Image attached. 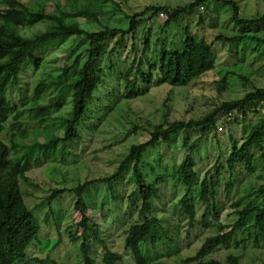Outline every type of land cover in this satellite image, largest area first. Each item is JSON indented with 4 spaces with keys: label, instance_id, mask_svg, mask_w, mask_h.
<instances>
[{
    "label": "rangeland",
    "instance_id": "rangeland-1",
    "mask_svg": "<svg viewBox=\"0 0 264 264\" xmlns=\"http://www.w3.org/2000/svg\"><path fill=\"white\" fill-rule=\"evenodd\" d=\"M31 12L55 15L64 25L77 21L87 31H96L104 26L126 29L129 17L145 7H152L143 17L135 32L124 37L113 57L105 54L100 62L104 69L105 82L99 88L96 99L92 102L90 120L82 128V140L78 143L61 144L44 147L41 151L42 160L32 163L25 172L30 179L26 182L20 179V186L27 206L36 212L43 224L41 243H35L29 252L31 256L41 259L49 258L48 263L35 264H84L80 251V241L73 242L70 234L77 230L76 223L81 214L74 208V198L68 193L48 199L52 192L58 189L75 187L86 180L112 175L120 162L125 158L128 149L133 144H139L149 139V131L158 124L166 125L175 120L188 121L202 119L212 113L224 102L242 98L255 88H264V43L255 41L213 42L215 66L199 78L183 87H172L165 83L152 84L143 95L125 99V82L120 77L132 64L143 60L142 71L150 72V65L159 66L164 51L178 49L187 28L197 39L212 42L218 34L232 37L248 34L264 39V22L256 25L237 24L233 17V9L229 4L208 0L182 15L176 22L165 27L166 15H160L163 7L173 9L185 6L195 0H20ZM238 6V18L255 20L264 15V0H234ZM0 0V10L4 7ZM85 4L90 10L97 12V21L86 20ZM158 9V10H157ZM62 13L75 14L64 16ZM47 22L23 28V33L31 36L44 31ZM119 38V34L109 38L104 43L109 51ZM145 42L147 48H144ZM87 41L81 37H71L59 44L52 45L43 53L45 62L37 68H28L22 74V81L27 85L25 106L31 110L23 112L18 134L15 137L19 144L33 145L34 132L42 128L51 118L70 116L72 111L71 91L66 87L67 78L63 77L58 86L50 88L38 100H31L33 86L43 78L56 79L67 65H71L76 57L84 51ZM111 66V69H108ZM110 71V75H108ZM156 81V72L152 71ZM23 84V83H22ZM117 94L110 99L108 95ZM10 96L15 101L19 95L16 89L10 90ZM59 97L57 104L51 105L47 111L40 107ZM98 97V98H97ZM228 116L221 111L215 116V125L206 131L192 128L174 136L167 146L148 151L141 164L142 170L153 182L157 177L166 175V167L180 164L186 155L184 140L188 144L198 140L193 157L199 179L207 170L215 173L216 162L223 165L219 174L217 187V206L219 209V224L204 228L198 224L191 228L181 206L178 204L184 188L174 184L169 178L158 184L160 199L155 201L157 216L162 218L167 235L176 244L177 252L165 248L160 243L155 253L164 264H196L184 260L193 256L203 241L217 233L219 225H231L236 219L232 204L243 199L254 205H264V193L257 189L264 187V156L261 150H254L256 161L252 171H247L238 165L230 172L225 165L226 156L232 147V140L242 143L249 126L264 117V102L248 110L245 116L232 112ZM0 137L11 145V129ZM39 142L44 137L38 138ZM13 153V152H12ZM163 157L161 162L160 158ZM131 170L125 172L121 179L114 182V196L107 186L94 184L86 192L88 204L87 214L94 223L101 227L100 237L107 240L110 249L121 254V260L116 264H134L124 248V229L129 222L138 218L129 195L135 185L131 180ZM232 183L229 196L226 195V183ZM197 192V191H196ZM112 193V194H111ZM115 197V199H113ZM196 198V197H195ZM197 210L196 220L200 221L204 207L194 200ZM50 214L49 221L44 222ZM57 222L58 226L55 225ZM61 234L62 241L56 246ZM228 230V228H227ZM92 238V236H90ZM93 239V238H92ZM238 242L232 241L227 247H219L209 254V258L224 264L227 256H239L240 264H264V238L259 242L251 239ZM92 257L94 264H101L104 253L101 243L92 240ZM148 248L144 246L143 249ZM150 254L154 252L150 249Z\"/></svg>",
    "mask_w": 264,
    "mask_h": 264
},
{
    "label": "trees",
    "instance_id": "trees-1",
    "mask_svg": "<svg viewBox=\"0 0 264 264\" xmlns=\"http://www.w3.org/2000/svg\"><path fill=\"white\" fill-rule=\"evenodd\" d=\"M206 1L208 0H195L185 6L173 9L164 6L161 11L166 15L164 26L167 27L172 22H176L182 15ZM216 1L232 6L233 17L237 24L251 26L264 22V15L255 20L239 19L238 6L234 0ZM3 4L4 7L0 10V134L7 132L8 123L13 130L11 145L0 137V264L49 263V258L43 260L29 254L35 243H41L44 223L41 222L36 212L27 206L21 190L20 179L26 182L30 181L25 176V172L33 162L36 164L42 160L41 151L44 147L59 144L66 146L82 140V128L90 120L92 102L96 99L99 88L105 82L106 75L100 65L103 56L106 54L108 58L113 57L117 47L122 45L124 37L137 30L140 24L139 17H143L153 8L148 6L140 12L133 13L129 17L126 29L104 26L100 30L87 31L77 21L64 25L58 21L55 15L31 12L20 0H4ZM89 7L85 4L86 20L96 22L98 14L94 11L95 9L90 10ZM62 14L70 17L75 16V14ZM42 22H47L49 25L44 31L36 32L31 36L23 33V28L32 27ZM117 34H119V38L115 45L106 51L104 43ZM71 37H81L87 41L84 51L76 57L71 65H66L56 79H40L33 86L30 97L31 100L41 99L50 88L58 86L61 79L66 77L65 86L71 91V115L49 119L48 123L34 132L35 142L33 145L19 144L15 137L18 134L22 137L27 133L18 129L17 134L15 129L19 128L23 112L31 110V107L25 106L27 85L22 81V74L26 69L37 68L41 62H45L43 53L52 45L59 44ZM249 40L264 43V39L248 34L232 37L218 34L212 42H208L197 39L186 28L181 47L164 51L158 67L150 65V72L144 73L142 71L143 60L140 58L136 65L132 62L127 70L120 74L125 82L124 98L131 99L143 95L152 84L165 83L172 87L186 86L214 68L213 42L239 43ZM144 48H147L146 42ZM108 69L110 70L111 66H108ZM152 71L156 72V81H154L155 77ZM108 75H110V71ZM12 89H16L19 95L15 101L9 93ZM108 98L115 99L117 94L112 92ZM58 102L59 97L56 96L41 106L40 111H47L51 105ZM262 102H264V88H255L242 98L222 103L202 119L175 120L165 126L155 125L149 131V139L129 147L127 155L112 175L86 180L68 189L53 191L48 199L49 202L51 199L68 193L75 200V210L81 214V219L76 223L77 230L75 234L71 233L70 237L73 242L80 241L79 251L84 264H94L92 240L101 243L104 248V253L100 258L101 264H116L121 260V254L110 249L107 240L100 237L101 227L94 223L91 216L87 214L86 192L94 184H103L114 196V182L121 179L128 170H131L130 177L135 185L134 191L129 195V200L132 201L138 218L129 222L124 229L123 241L124 248L134 264H164L155 255L160 243L165 244L168 252L170 250L177 252L175 242L167 235L163 220L157 216L154 208L155 201L160 199L158 184L163 182L166 177L174 184L184 188V193L178 204L186 215L191 228H194L198 222L204 228L218 225L219 209L216 198L219 174L223 165L217 161L215 173L212 174L209 169L204 177L199 179L193 157L198 140L190 144L184 140L183 146L187 150L184 160L180 164L166 167L167 174L157 177L153 182L148 180V175L142 170L141 164L144 155L155 148L168 147L172 138L182 131L192 128H201L206 131L215 125V116L221 111H226L228 116H232V112H239L245 116L248 110ZM41 136L44 137L43 142L38 141ZM254 150H261L262 156H264V117L249 126L241 144L238 145L235 140H232L231 150L225 159L226 167L232 172L236 166L242 165L247 171H252L256 161ZM160 160L162 162L163 157ZM231 189L232 183L229 180L226 183L227 196ZM257 191L264 193V187H260ZM195 199L204 207L200 221L196 220ZM232 206L237 219L231 225H219L217 233L208 236L197 252L186 258L185 262L224 264L209 258V254L221 246H229L232 241L238 242V236H240V241L251 239L254 242H259L264 238V205H254L244 202L243 199H238ZM49 217L50 214L45 216V223L49 221ZM55 225L59 227L57 222ZM57 232L59 239L53 247L62 241L59 230ZM144 246L148 248L143 249ZM150 249L154 252V256L150 254ZM239 260V256L230 254L227 256L226 264H240ZM53 263L56 264V262Z\"/></svg>",
    "mask_w": 264,
    "mask_h": 264
},
{
    "label": "built area",
    "instance_id": "built-area-1",
    "mask_svg": "<svg viewBox=\"0 0 264 264\" xmlns=\"http://www.w3.org/2000/svg\"><path fill=\"white\" fill-rule=\"evenodd\" d=\"M160 15H161V16H163V15H164V13H163V12H160ZM229 115H231V114L229 113Z\"/></svg>",
    "mask_w": 264,
    "mask_h": 264
}]
</instances>
